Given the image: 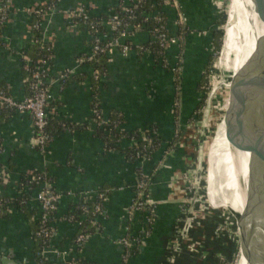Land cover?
Listing matches in <instances>:
<instances>
[{
	"label": "crops",
	"instance_id": "crops-1",
	"mask_svg": "<svg viewBox=\"0 0 264 264\" xmlns=\"http://www.w3.org/2000/svg\"><path fill=\"white\" fill-rule=\"evenodd\" d=\"M46 1L15 0L16 11L0 36V87L7 89L17 100L28 96L26 71L21 59L22 52L32 45V19L27 10ZM122 2L127 4L129 0H62L58 12L48 21L47 31L53 36L54 56L48 79L53 93L48 115L56 128L55 136L43 153L35 141L34 121L30 114L11 111L0 115V145L3 148L0 198L12 199L20 195L24 176L29 178L38 173L48 177L53 191L62 195L58 219L53 227V243L62 250H69L76 229L64 218L74 204L80 203L82 195L107 190L109 199L104 205L107 216L102 219L104 232L85 245L81 256L91 263L120 264L124 249L119 242L128 228L137 234L146 227L145 214L131 213L139 172L143 171L147 176L154 174L152 199L157 204L156 223L151 235L145 239L146 246L130 264H166L168 243L175 239L176 221L185 206L181 201L186 187L181 176L188 168L184 159L188 151L179 148L177 143L165 166L158 168L167 145L177 142L178 130L179 138L189 130L196 86L209 65L213 32L220 12L214 0H177L178 9L174 5L166 6L164 12L172 37L181 28L178 13L183 16L185 27L191 32L183 47L173 46L161 63H157L152 55H140L137 51L124 56L116 50L108 57L107 74L99 98L104 115L108 118L121 115L124 127L141 135L153 128L164 140L153 161L130 163L124 152L107 150L99 136V128L92 123L93 69L90 65L79 64L80 58L92 54L91 36L87 26L71 25L65 17L80 6L89 9L91 16L110 17ZM153 39L147 33H134L124 42L142 46ZM178 57L183 73L182 87L181 73H173ZM66 71H72L75 77L63 84L59 77ZM65 124L69 128L65 129ZM122 147L127 150L131 144L126 142ZM32 205L36 207L38 203ZM234 208L240 210L239 203L235 202ZM34 209L38 215L39 205ZM199 219V224L204 222V226L195 225L192 233L190 231L187 246L177 264H207V220ZM198 244L206 247L205 258L202 254L200 258L192 253V248L196 250ZM35 246L34 228L27 216L15 210L7 219L0 218V256L11 257L16 264H36ZM208 264H219L211 253Z\"/></svg>",
	"mask_w": 264,
	"mask_h": 264
},
{
	"label": "built area",
	"instance_id": "built-area-1",
	"mask_svg": "<svg viewBox=\"0 0 264 264\" xmlns=\"http://www.w3.org/2000/svg\"><path fill=\"white\" fill-rule=\"evenodd\" d=\"M59 5L62 0H57ZM144 0H129V3L122 5V10L127 14H134L133 4L140 6ZM153 5L155 3L153 2ZM174 5L178 9L177 0H165L163 12L165 11L166 6ZM222 5V3H221ZM58 9H55V5L46 1L40 5H37L29 10H27L28 15L31 17H38L40 21L35 22L31 25V34H32V44L38 45L42 49L47 50L50 55L44 60L39 61L36 69L31 68L32 62L29 60L27 56L22 53L21 59L24 65V68L28 72L32 73V79L29 80V87L32 92L30 96H26L23 100L15 99L11 93L6 92L0 89V106L10 109L11 111L18 113H28L33 117L34 121V137L37 145L39 146L41 152L45 153L47 147L52 143V138L48 132L49 127V115L48 110L53 101V93L50 85L48 84V79L50 77V69L53 61V36L49 35L47 31L48 21L51 20V17L58 12ZM16 11L15 0H0V25L7 26L11 23L12 14ZM165 13V12H164ZM161 14V13H160ZM153 15L152 20L156 24L152 29V35L154 37L155 43H158L161 49L165 53L169 51L173 46L183 45L185 43L186 38L182 36H174L172 37L168 32V26L163 25V19L160 17L161 15ZM65 17L68 19V22L71 25H85L90 20V12L84 6L77 7L70 13H66ZM80 18V22H76V19ZM178 24L181 27H185L184 18L181 13H178ZM186 28V27H185ZM101 29L104 31L101 32ZM89 34L91 36L92 42V54L89 57H82L79 60L80 65H85V63L94 62L98 55H106L110 57L116 50H120L124 56H127L132 51H136L135 49H139L144 52V55H152L148 52L147 49H144V45H133L130 43H125L126 39H129L130 36L134 34L133 27L128 23H125L122 19H120L119 15L115 13V11L111 14L108 21L103 24H95L91 23L88 27ZM38 32V36L34 35V32ZM125 39V40H124ZM213 51V50H212ZM174 74L181 73L180 66V57H178V61L176 66L173 68ZM72 71H66L60 74L59 81L63 84L67 82L69 76H72ZM93 80L96 82H102L105 78V75H102L98 70L93 69ZM97 98L95 97V100ZM98 102L99 96L97 99ZM92 123L97 126L99 129H104L108 125H110L107 118H104L100 114L99 104L96 105L95 110L92 111L91 116ZM152 136L157 137V132L152 133ZM180 137V130H178L176 138ZM176 139V141H177ZM144 140L146 137L144 136ZM151 145V144H149ZM177 146V142H171L167 145L166 152L163 154V162L160 163L159 168L165 166V162L174 154L175 148ZM163 147L162 144H158V150ZM3 154V148L0 145V156ZM137 159L142 163L146 162L147 158L143 155L142 152L136 154ZM156 168V169H157ZM186 177L184 179L185 183V196H189V203H185L186 209H182L180 217L176 221L175 225V241L168 243V249L173 247V252L166 262L170 264H177L179 260L180 254L183 251V248L188 242V234L192 231L193 227V219H197L196 212L194 211L193 197L196 195L198 190V181L196 178H192L193 172L188 171L185 173ZM37 173L32 174L29 178L31 181L40 180L37 177ZM148 176L143 173V171L139 172V182L137 184V193L136 200L131 207V213H143L146 215L145 225H150L153 228L156 223L157 218V204L152 199V188L154 186V182L150 185L148 183ZM148 191V192H147ZM192 194V195H190ZM62 199V195L53 191V187L49 184L48 180L44 179V185H42L39 192L34 194L29 201L23 202V204H27L32 206V203H38L40 207L39 211V219L42 222L43 229L39 233V237H42L46 242L47 246L42 248L39 252L38 257L44 261L51 262L53 264H84L82 263L86 260L82 257V251L87 245V243L95 236L102 235L104 232L103 220L107 216L105 203L108 201L109 196L107 192H100L92 194H84L80 197V201L86 202H95L94 206V215L98 217L95 218L93 225L95 226V234H85L81 233L74 240L73 245H71L69 250H62L59 247L54 245V228L46 227L52 218V214L58 213L59 211V203ZM15 200L13 197L10 200L2 201L0 199V205L8 204L12 206V202ZM187 204L190 205V210L187 208ZM192 206V208H191ZM87 207H83L85 211ZM186 218V219H185ZM64 221L69 223L72 218L67 219L64 218ZM83 220L77 221V227L82 229ZM146 228V227H145ZM143 229L141 232V236L138 238L135 232H132V229L128 228L125 237L119 242V245L123 247V254L120 264H130L135 256H133V251H139L141 248L146 246L145 239L151 235L152 229L150 231ZM192 253H194L195 248H192ZM140 252V251H139ZM52 259H55L52 261ZM98 264V263H91Z\"/></svg>",
	"mask_w": 264,
	"mask_h": 264
},
{
	"label": "trees",
	"instance_id": "trees-1",
	"mask_svg": "<svg viewBox=\"0 0 264 264\" xmlns=\"http://www.w3.org/2000/svg\"><path fill=\"white\" fill-rule=\"evenodd\" d=\"M228 1V0H227ZM49 3H52L55 5V9L59 8V3L57 0H48ZM153 2L155 3V5H153ZM165 0H144L143 3L140 6H137L135 4H133V10H134V14H127L124 13V11L122 10V5H124V2L120 3V5H118V7L114 8V11L116 14L119 15L120 19H122L125 23H128L130 26L133 27V32L134 33H147L150 34L152 37V29L153 27L156 25L154 23V21L152 20L153 15H158L160 14L163 19V25H167L168 21H167V15L163 12V5H164ZM109 17L108 16H102V17H94L91 16L89 22L87 23V27H89V25L91 23H95V24H103L104 22L108 21ZM80 18L76 19V22H80ZM227 20V16L222 13L219 14V18L216 24V27L214 29L213 32V43H212V48L214 49L210 59H209V65H207V69L206 71L209 70V66H212V57L213 55L216 53H220L219 51L222 50V46H223V38L225 37V33L222 29H220ZM40 21V19L38 17H32L31 20V25H33L35 22ZM6 28V26H1L0 25V36L2 35L3 30ZM104 30L101 29V32H103ZM191 34L190 30L185 28V27H181L178 31V33L176 34V36H182L184 38H186L187 36H189ZM34 35L38 36V32L35 31ZM1 42V39H0ZM127 43H130L129 41H127ZM183 45H181V47H183ZM144 49H147L149 53L152 54L153 59L158 63V62H162L165 59L164 56V52L161 49L160 45L158 43H155V41H151L148 44L144 45ZM182 49V48H181ZM140 55H144L143 51H140L139 49H135ZM25 56H27L29 58V60L32 62V70L36 69L39 61H44L49 55L50 53L47 52V50L42 49L41 47H39L38 45H31L30 48L24 52H22ZM109 63V59L106 55H98L95 59L94 62H90V63H85L87 65L92 66V69L94 70H98L102 75H106L107 74V65ZM26 71V70H25ZM32 73L33 72H28L26 71V85H27V90H28V96H30L32 94L30 87H29V80L32 79ZM75 76H69L67 81L73 80ZM208 84L206 82L205 79V75L201 78V81L199 83H197L196 86V91H195V102H194V113L192 115V119L190 121H192L193 119H195V116L197 114V112L202 108L203 103L206 99V95H203V93L205 94L204 91V87L205 85ZM92 90H93V105H92V111L95 110V107L97 104H99V109H100V114L101 116H103L104 118H107L110 125H108L106 128L104 129H99V136L102 139V141L104 142V144L106 145L107 150L109 151H122L124 152V154L126 155L127 160L130 163H137L140 162L137 157L136 154L139 152H142L143 155L147 158V161H153L155 158L156 153L159 151L158 150V144H163L164 140L160 137H155L152 136V133L156 132L155 129L151 128L150 130L148 129L147 132L144 135H141L139 132H135V131H128L125 127H124V119L121 115L119 114H115L114 116H110V118L106 117L102 111V107H101V102H98V96L100 98V94H101V88H102V82H96L93 81L92 82ZM0 89L9 92L7 89H3L0 87ZM95 97L97 98L95 100ZM100 100V99H99ZM11 112L10 109H6L2 106H0V115L2 113H9ZM49 127H48V132L51 136V138L53 139L55 136V127L52 126L51 121L49 120ZM65 129L69 128L68 124L64 125ZM219 134H221L220 131H218L216 133V136H218ZM144 136L146 137V140H144ZM129 142L131 144V147L127 150H123V145ZM151 144V145H149ZM163 157V156H162ZM158 166V165H157ZM156 167V165H155ZM157 168V167H156ZM37 177L40 180H35V181H31L28 177H22L21 180V184H20V195L15 196V200L12 202V206H9L8 204H3L0 205V218L2 219H7L9 217V214L12 211H17L20 214H23L25 216H27L31 221H32V226L34 228V232H35V258H36V264H53L51 262L48 261H44L41 258L38 257L39 252L42 250V248H44L45 246H47V242L42 238L39 237V233L41 232V230L43 229V224L40 221L39 214L37 215V209L34 208H38V205L36 207L29 206L27 205V201L30 200V198L36 194L37 192H39V190L41 189L42 185H44V179L48 180V177H46L43 174H38L37 173ZM155 175L152 174L151 176H148V183L150 182H154L155 181ZM138 182H139V177H138ZM152 183H150L151 185ZM111 190V189H110ZM135 193H137V189L134 190ZM100 192H107V190H100L98 191V193ZM148 192V191H147ZM0 199H2V201L5 200H10L8 198H3L1 197ZM23 202H26L25 204H23ZM96 205V201L95 202H86V201H80V203L78 204H74L72 206V210L70 211L69 215H67V219H71L73 221L69 222V225H71L74 229H76V233L74 235V237L72 238V242L71 244L73 245L74 240L77 238V236H79L82 232L85 234H95V226L93 225V222L95 220V218H97V215H94V206ZM83 207H87V209L84 211ZM38 216V217H37ZM58 219V214H52V218L50 220V222L47 224L46 227H54V223L57 222ZM83 220V226L82 229L77 227V221ZM34 220V221H33ZM146 230L150 231L152 228L150 225H146ZM138 238L141 236L140 233H137ZM142 237V236H141ZM139 254V251L134 250L133 251V256L137 257V255ZM82 263L84 264H91V262H88L87 260H84Z\"/></svg>",
	"mask_w": 264,
	"mask_h": 264
},
{
	"label": "rangeland",
	"instance_id": "rangeland-1",
	"mask_svg": "<svg viewBox=\"0 0 264 264\" xmlns=\"http://www.w3.org/2000/svg\"><path fill=\"white\" fill-rule=\"evenodd\" d=\"M231 1L232 0H214L215 7L218 9L220 14L224 13L227 16L226 23L220 28L225 33V37L222 39V50L219 51L220 53H215L213 55L212 66H209V70L205 71L204 73L206 82L208 84H206L204 87L205 94L203 93V95H206V99L203 103L202 108L197 112L195 119H193L189 124V130L183 132L181 138L177 139V143L180 145L179 148L183 147L185 151H188V153L184 156V159L188 164V168L183 171L181 181H184L186 177L185 173H188L190 169V171H192L194 175L192 176V178H196L199 183L196 195H194L193 197V203L196 204L193 208L197 213V219H193L192 231L195 225L199 227H201V225L204 226V222L199 224L200 217H203L207 220V223H205L207 226V241H205L207 242V264L208 260L210 259V253L214 259L216 258L218 260L219 264L249 263L247 256H245V254L241 251L242 239L239 227L237 225L236 215L232 211L226 209L223 204L212 201L208 191V180L206 185V178L209 176L211 150L214 147L215 154L218 152V148L221 146L220 142H222L221 140L223 134L225 133L226 129L230 128V124L234 119V115H236V108H234L231 112L229 127L227 128L224 121L220 125V121L222 119L225 120L226 111L229 110L228 108H226V103L230 101L234 91L239 88V79L245 80V77L249 72L248 65H242L239 68V70L241 71L240 76L238 74L239 70L234 72L227 66L220 65L223 58V50L226 42L229 43L230 41L229 39H227V26L229 22V6ZM235 17L237 22H240L242 19L238 12L237 14L235 13ZM213 52L214 51H212V53ZM242 75L243 77H241ZM218 131H220L221 134L216 136V133ZM254 140L261 142L258 137H256V139ZM247 153L249 155H246ZM259 157L262 160L263 164V166L258 165L259 170H264V154H261L259 152ZM241 158H247V160L251 159V152L248 148L244 150V155L241 156ZM235 161L239 163L238 156L237 159L235 157ZM237 170L240 174L239 166H237ZM239 177L241 176L239 175ZM190 199H192V196L191 198L189 196H185L181 202L183 203V205H185V203H189ZM262 201L261 219L264 222V199ZM237 203H239V201L236 202V204ZM187 208H189L190 210L189 204H187ZM183 209H186V205L183 206ZM187 210L188 209H186V211ZM254 214L255 217H253V219L256 226V207ZM254 239L255 237H253V240ZM263 239L264 235H261L260 240ZM173 241L175 240L173 239ZM254 241L253 243H255ZM185 246H187V244ZM214 247L217 249L214 250ZM232 249H234V252H232ZM258 249H260L261 251L259 250L260 254L258 253L259 256L256 258L257 261H255L257 264H264V244H260V247H258ZM173 251L174 250L172 246L170 247V249H167L166 261L168 260L169 256L172 255L171 253ZM205 251L206 247L204 246V244H198L194 253L197 257H200V255L202 254L205 258ZM223 251H225V253ZM169 259H171V256ZM166 264L170 263L166 262Z\"/></svg>",
	"mask_w": 264,
	"mask_h": 264
},
{
	"label": "bare ground",
	"instance_id": "bare-ground-1",
	"mask_svg": "<svg viewBox=\"0 0 264 264\" xmlns=\"http://www.w3.org/2000/svg\"><path fill=\"white\" fill-rule=\"evenodd\" d=\"M237 12L242 18L240 22H237L235 17ZM227 33V39L230 41L229 43L226 42L220 65L227 66L234 72L238 71L242 65H248L249 72L245 80L239 79L238 85L240 87L244 82L250 85L253 80H257V86L251 89V95L245 102L244 116L237 113L234 115L230 128L226 129L223 134L218 152L215 154L214 147L211 150L209 176L207 177L208 191L212 201L223 204L226 209L229 208L233 211L236 215L237 225L240 221L243 231L248 229L250 218L247 199L252 194L257 214L254 230L255 241L253 240L255 243L252 244L251 250V263L253 264L260 254L258 247H260V244H264V239L260 240V236L264 234V226L261 219L262 200L264 199V171L262 174L254 171L252 154L250 160L241 158L247 146H241L238 138L237 141L235 138L241 129L238 124H240L242 118L247 125H251L249 119H246L248 114L251 116L252 113L253 116V114L261 112L264 115V22L256 13L251 0L231 1ZM240 73L241 71L239 70V76ZM231 101L232 97L226 103V108H230ZM251 110L252 112L250 113ZM223 121L226 123L222 119L220 125ZM257 123L258 121L255 122V125ZM263 123L264 121L261 122V125ZM246 155L249 154L247 153ZM237 156L239 157V163L235 161ZM237 166L240 167V174ZM257 177L260 179V183L255 185L254 182ZM238 201L240 210L234 208V203ZM251 263L249 262L248 264Z\"/></svg>",
	"mask_w": 264,
	"mask_h": 264
},
{
	"label": "water",
	"instance_id": "water-1",
	"mask_svg": "<svg viewBox=\"0 0 264 264\" xmlns=\"http://www.w3.org/2000/svg\"><path fill=\"white\" fill-rule=\"evenodd\" d=\"M252 3L254 4L255 11L259 15V17L263 20L264 22V0H251ZM183 71V70H182ZM182 80H183V73H181V84L180 86L182 87ZM257 86V80H253V83L248 85L247 83H243L238 89L234 91L232 94V101L230 104L229 110L226 112L225 115V121H226V126L227 128L229 127V120L231 116V112L233 111L234 108H236V113L238 115L244 116V106L247 98L251 95V89ZM182 92V88H181ZM252 110L250 111V113ZM258 113V112H257ZM246 119H249V122L251 125H247L245 123V120L240 121V124L238 126L241 128L238 135L235 137L236 141L238 138L239 143L241 146H247L251 154L253 155V168L256 173H263L264 170H259L258 165L263 166L262 160L259 157V152L261 154H264V126L261 125V122L264 121V115H262L261 112L258 114H253L251 113L246 116ZM258 121L257 125H255V122ZM182 131V130H181ZM258 137L260 141L254 140ZM232 142V140H231ZM260 179L257 177L255 179V185L259 184ZM256 190V189H255ZM248 205H249V221H248V229L246 231H243L241 226H240V221L238 223L239 225V230H240V235H241V248L242 252L247 256L249 262L251 263V248L253 244V237H254V230H255V222L253 217H255V202L252 194L249 195L248 199ZM228 210L232 211L231 209L227 208ZM233 212V211H232ZM264 226V222H263ZM264 235V234H262ZM0 264H16L14 260H11V257H3L0 256ZM252 264V263H251ZM253 264H257L256 261Z\"/></svg>",
	"mask_w": 264,
	"mask_h": 264
}]
</instances>
